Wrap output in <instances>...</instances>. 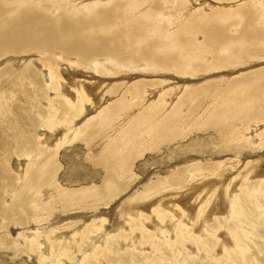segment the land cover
<instances>
[{"label":"rangeland","instance_id":"1","mask_svg":"<svg viewBox=\"0 0 264 264\" xmlns=\"http://www.w3.org/2000/svg\"><path fill=\"white\" fill-rule=\"evenodd\" d=\"M71 1L72 0H66V1L65 0H27V3L30 6L31 5L35 6L36 10L33 11L34 13L33 15L35 19L40 20V18H43V16H40L39 13L51 14L52 19H53V24L56 23L59 29L62 28L61 29L62 34H67L68 32L72 30V28L68 27L71 25V22L69 20L70 17L72 21L76 22L75 24H77V26H81V29L83 30L84 33L92 32L93 34H98V35H101L103 33L102 29H106V28L110 29L111 27H113L111 30L114 33H116V32L124 30L123 28L126 27L129 22L131 21L134 23L138 22V25L142 27V29L146 31L147 33L149 34L152 33L156 37L161 36L166 41L165 42L167 46L165 48L166 50L176 52L175 49L177 48V50H179L176 52L177 54L178 52H180L179 45L181 43L178 44L176 42L175 43L172 42L173 40L176 39V37H179L182 41L186 39L190 41L193 40L194 43H200V42L206 41V38H207L206 34L201 30L200 31L197 30L199 29L197 27V24L199 25L201 20H203L202 23H206L208 21V18L212 16V13L217 8L224 9L225 11H230L235 14L237 12H242L245 16L247 15L248 17V12H247L245 5H247L246 3L248 2L250 3V0H237V1L236 0L235 1H232V0H205V1L204 0H189L187 5L191 7L188 6L189 8L187 7V9L190 10L193 7L191 9V12L190 11H189L190 13L185 12L184 14H180L181 16H178V14H175V13L168 15V13L166 12L169 11L170 7L177 6L181 0H164V1L163 0H74L72 2ZM205 3H209L211 5L208 6ZM105 10L112 11L114 13V16L106 15L105 16L106 19H109V20L105 21V19H102L101 21L103 22L105 21L103 24L96 23L100 16L99 13H102ZM65 12H68V13H67V16L65 17L66 18L65 21L63 22L62 16L64 15ZM71 13L73 17L71 16ZM74 14L76 15L74 16ZM167 16H170V17H167ZM178 17L179 18L181 17L183 19H179ZM246 19H242L240 17L239 22L234 23L231 21V19H229V17L226 18L224 24H225V27L228 28L227 30L229 34L230 35L239 34L241 32V29ZM173 20L175 21L178 20L175 25H173L175 23V21ZM185 22L187 23L184 24ZM63 24L64 26L67 24L68 25L65 26L64 28ZM183 24L185 27H183ZM193 25H196V26H193ZM156 32L158 33L156 34ZM175 33L176 35H174ZM172 34L175 37H173ZM89 35H91V33ZM76 44L77 43L75 42L74 45ZM97 47L98 45L93 47L91 51H93ZM192 47L193 46L189 45L190 50ZM170 48H172L173 50ZM55 49L56 48L51 49L49 53L51 55L46 56V57H50L49 59H47L46 57H41V55L43 54L41 52H34L35 50L32 52L31 51L25 52V53H29V54H26L28 56L24 54L23 56L22 54H19V55L23 57L21 61H25V63L36 61V59H37V63L39 62L38 64H41V61H45L46 63L49 62L46 64V66L48 65L49 69L56 71L55 78L61 77L62 79H66L67 81L73 78V80L76 81V79H80L79 77H81V80L85 81L87 85L91 87L92 100L89 106L90 108H88L84 114L77 115L74 118L76 121L75 124L78 127V129L71 131L70 129L66 127H60L57 130V132L59 133L54 134L56 136V141H53L52 144L50 145V149H51L50 153H54L51 157V160L55 158L53 159V162L48 164L49 158L45 159L44 162H42V164H45V161H46L47 164H45V168L50 167V166L51 168L52 167L54 168V163L55 164L57 163L56 166L58 165L54 169L55 171L54 170L52 171L54 172L52 173L53 177L50 178V180L48 179L49 182L47 184L46 183L43 184L45 187H51L50 185L56 182L58 191H61L62 194L66 192H70L72 190H75L79 193L83 192L85 194V197L81 198L82 201L80 203L75 204L74 208L70 209L68 212H65L67 213L66 215H63V214L57 215L56 217H54L52 221L53 222L59 221V223L69 222L73 219H79L80 217L82 218L83 216H81V214H85L87 216V219L84 220V222L85 223L87 222L86 225H88L89 222H91L90 218L94 214H100L101 217L103 218L107 217L106 218L107 221L105 225L107 227L117 225V224L119 225L122 224L120 227L114 226V228L111 230L112 232H109L110 237L106 236L105 226H104V229L99 234L93 233V235L88 236V238H84L82 236L83 238H81V244L83 245V247L88 246V245H91V246L89 247L88 250H86L85 252L86 254H84L85 259L82 258L83 254L75 253L78 257H80L78 258L79 261H82V264H87V262L89 264H215V263H218L219 261L221 262L222 260V262L221 263L219 262L218 264H238V262L235 263L234 261L240 260V264H244V262L245 264H257L258 261L255 260L257 256L259 257V254L261 253H262L261 254L262 256L260 257L264 256L263 255L264 245L261 246L262 240L264 241V239L260 238L261 243L260 242L253 243V241H250V240L256 239V237L259 239L260 230H261L260 225H259L260 218L255 219V214H256V211L261 212V209L259 206L255 207L256 204L254 203L251 204L252 205L251 208L244 207L245 211H247L245 212L246 216L245 214L244 215L241 214L240 217L247 218L249 216L251 218L246 219L247 222H242L243 226H240L239 229L237 228V232H241V233H243L242 231L249 232L251 239H247V241L249 242V245L252 251L249 248V250L246 252L247 256L238 254L236 250L232 249L233 241L230 238L231 233L229 234V231L232 230L233 228L232 224H237V223L234 222L235 217L229 216V213H227L231 205L229 204L230 202L228 203L225 202V199L223 197V191L225 188L224 185H228V183H234V184L229 185L231 187V189H229L230 195H232L231 197L239 196L240 203L238 204V206L242 204H246L248 198L244 199L246 195H244L243 193V191H246V190L241 191L238 188L241 187V189L242 188L246 189L244 188L246 184L249 185L250 183L255 182V180L262 179L261 181H263L264 183V180H263L264 170L259 169L261 167L260 165H262V163L264 164V146L263 148L258 149L256 152H253V153L249 150H246L248 151L246 155L249 154L250 156L252 155V157H254V154L263 155L259 157L263 160V162L262 161L257 162L256 159L248 158L249 161L254 160V162L253 163L243 162V160H241L237 164H235L236 168L234 169L233 168L230 169L229 167H227V170H226V168L221 167L220 169L217 170V172L219 173L218 177L201 176L203 179L200 178L199 181L193 180L191 183L189 179L191 178V176L192 177L197 176L198 165L200 164L203 165L205 163L204 166L208 168L209 161L211 160L216 162L220 159H223V160L231 159L235 155L230 156L229 155L230 152H232L235 148L237 149L241 148L240 145L231 146V147H225L224 145L222 146L221 137L231 133L232 127H230L228 123L221 122L219 126L216 128H207L206 124L211 115L208 114V111H206V109L209 108L208 106L219 108V106L229 104L230 102L233 104L235 103L236 97L238 99H241L244 96L243 89L245 88H242V85L244 84H241V83L238 84L237 81L240 82V80L243 79V77H248V74L254 72V70L256 72V71L264 69V59L261 58L262 60L258 59L255 61V59L252 60V58L251 60L250 59L248 60L247 57H244V58L242 57L239 61H241L243 64H239L240 62L239 63L232 62V64L235 65L234 69L232 67L229 68V70L228 68L225 69L223 68V65H219L218 67L209 66L207 70L203 68L199 69L198 72L201 71L203 73L200 72L201 74L195 77H192L191 75L187 76L189 74L183 75L181 73H177L175 70H173V73L174 72L177 73L176 75H173L172 70H168V72L152 71L151 73L134 70L133 73L118 74L119 76L117 75V77H111V78H108L107 80H105L107 77L104 78L105 76H102L101 77L102 82L110 86L101 87L100 83L98 82L99 80L95 78L97 76L95 75L96 72L94 71V69L91 68L89 70L87 68H84L83 66H91L93 64V61H96V60L99 61L101 58H106V56L115 57V55H113L111 52H108L106 50L97 49L96 52H93V53L90 52V53L85 54L83 57H81L75 52H68L66 53L67 54L66 55V54H62L59 49H56V50ZM94 53H96L97 56ZM0 54H1L0 70H3L0 72V75H1L0 85H2L7 80H10V79L14 80L16 74H18L22 68H19L18 67L19 62L13 61L15 59L11 57V56H17V54H13V55L4 54L3 55L2 52H0ZM101 54L104 56H102ZM259 54H262V53H259ZM61 56L63 59L60 58ZM39 57L43 59L40 60ZM94 57H99V58L98 59L95 58L96 59L95 60ZM140 57H134V59H138L136 61L139 62ZM160 57H163V56H160ZM6 58L9 60H7ZM234 58H239V57L236 56ZM128 60L130 63L133 61V60H130L129 58L124 59L125 62L126 61L128 62ZM56 62H59L60 67L57 66ZM7 63H10V64L7 65ZM74 63H78L81 67L80 66L79 68L76 66L72 67V64ZM14 65H16V67H14ZM92 66H94V64ZM37 67H40V66H37ZM28 68L31 71L35 70L39 74L40 78L42 79V76H43V79H44V76H45V73L43 71L44 69L43 70L42 68L37 69L35 66H29ZM58 68L61 70L58 71ZM196 68L198 69L197 66ZM62 72L64 74H61ZM65 73L67 74L66 76H65ZM24 79L25 77H23L18 83H21ZM43 79L41 83L39 84V86L41 87V89H43L44 87L45 89H47L48 86L46 85V83L45 84L43 83ZM73 80H71V82ZM91 81L95 82V85L94 84L91 85ZM124 81H125V84L128 86V88L134 86V83H137V81L139 82L142 81L143 83L146 84L147 88L149 89L154 88L155 89L154 92L156 94L153 93L149 99L147 98L148 100L145 99L146 103L143 106H141L139 110L136 109L135 114L133 113V115L131 114L132 116H129L132 119H130L129 117L127 118L128 120L130 119L129 122L128 120H124V118L120 117L125 113L120 112L122 110L120 106H118L119 109L116 108L110 111V115L108 116L109 117L112 115L113 116L111 117L109 121H106L105 123H103L102 126L98 125L97 121H99L101 117L104 115V113L108 111L109 106L115 105L116 100L118 98L117 95L106 94L105 97L101 99L102 94L105 93L110 87L111 89H113L112 87H117V84L124 85ZM185 81H191V83L190 84L185 83ZM232 82H234L233 84L237 83L235 84L237 85V87L238 85L240 86L241 84V87L234 88L235 86L234 87L232 86L234 89L231 87L229 88V85L231 86ZM255 83H260V81L259 82L256 81ZM25 84L28 87H32V88L38 87L36 85H32L29 80H25ZM13 86L15 87L16 90L19 88L15 84H13ZM238 89H239V92L238 91L236 92V90ZM169 90L170 92L168 93ZM225 90L226 91L233 90V92L235 91L236 94H234L233 92H232L233 94H230L231 92L227 91V93H229L228 95ZM43 91L44 90H42L40 94L34 95L33 99L30 100V102H28L32 104L35 107V109H37L36 114H35V118L37 119H40V117L37 116V114H40L39 112H41L42 110L48 109L50 105L52 104V100L53 102L56 101L55 99L51 100L52 97L50 95V92L47 91L46 93L45 91L44 92ZM70 91L72 95H75V87L71 86ZM240 93H242L243 95ZM166 94H167V97L169 98H167L168 101L165 102L162 100V98H165ZM237 94L240 96V98L239 96H237ZM233 95H234V98H233ZM193 97H195L196 99ZM230 97L234 99V101L232 100L233 102L229 101L231 100ZM12 102H14L13 104H17V103H23L24 101H22L18 97L17 98L14 97ZM153 103H157V105L154 108H152V110H150V108L149 110H146L148 106L152 105ZM78 104L80 106L79 111H81V109L83 108V105L81 102H79ZM43 107H45L46 109H43ZM176 109L179 110L178 113L188 116L189 118H191V120L186 126H178L177 122H174V129H176L178 136L172 137L169 135L171 133H174L175 130L171 131L170 123L168 121L167 123L164 121L166 120L167 117L170 116L169 114ZM101 110H103V113L100 114ZM152 111L153 112L156 111L157 114L153 116L152 120L150 121L152 123L148 127L146 125L145 128H142L143 126L137 125L136 122L133 126H129V124H131L130 121L134 120L133 118H136V116H138L140 112H146V113L152 114L153 113ZM74 114L75 112H73L71 116H74ZM0 117H1V113H0ZM45 118H48V117H45ZM86 118L87 120L91 119L90 127L84 124L87 121ZM236 120L237 121L236 123H234V125H240L239 120L238 119ZM258 125H259V128L261 129L263 128L262 123ZM258 125L253 126L250 130H249V127H250L249 126L245 131L248 133L251 132V134H254L256 133L255 129H258L255 127H257ZM154 126L156 128L155 130H153ZM72 127H74V122L72 123ZM85 128H87V130H85ZM37 129H38L37 130L38 132L40 129L39 127ZM67 129L68 131H65ZM77 131L79 132L77 133V135H75ZM47 132H48V135L51 134L50 130H47ZM124 133H128V136L123 135ZM38 135H39V132H38ZM61 136H63V138L60 139ZM39 139L40 138L38 137L37 140ZM116 145L119 146V153L117 154L116 159H112L107 155L108 153L107 150ZM38 153H42V152L38 151ZM54 155L55 157H53ZM126 156H129L126 159L129 160L130 158L129 160L130 162L126 161L125 163L124 159ZM17 157H18L17 155L12 157V159L8 162L10 164L9 169L12 171L13 177L9 179L11 174L8 173L9 171L7 169H6V173H4L5 176L3 174L0 175V187H4L3 190H5L6 188L2 196L3 205L1 203L3 208L7 206L5 209L9 207L7 204H10L11 202L13 203L20 198V195L18 197L16 196L18 195V191L10 188L12 187V183H15L17 185H19L20 183L19 186L24 189L34 188L32 187L31 183H27L25 176H23L24 178H21V175L18 176L17 172L14 171L17 168V166L15 165ZM210 157L212 158L211 160H210ZM38 159H40V157ZM118 163H121L122 166L120 168L123 169V172L119 171V169H113V168H118L117 167ZM191 164H194V166ZM256 169H258V171L254 173ZM46 170H48V168ZM208 170L212 171L213 167H210ZM219 170H221V172H219ZM232 171H234V173ZM214 172L216 173V171ZM6 175H8L9 177H6ZM183 176L186 177V180L184 181L181 180ZM221 178H223L222 179L223 181L220 180ZM176 179H178V181ZM157 181H161L164 184H167V190L166 188L160 189V193L156 195L159 198L164 195L168 196L167 199L164 200L166 202L165 203L163 202L165 206H160L161 208L158 207L159 202L151 205V203L154 202V199L155 200L157 199V197L154 196L153 199L146 200L145 203H147V206L144 207L143 209L141 208L140 210H143V212L148 215V213H151L153 208L157 206V208L161 209L160 211L163 212V217H164L162 219L163 222H160V220L156 218L157 219L156 223L158 224L154 225L152 224L153 222L148 223L150 228H152L146 234L149 237H151L150 241H144L141 236L137 237L136 246L130 240H120L119 241L118 239H120L121 236H124L125 238L129 237V231L131 229H128V228L126 229L125 227H126V224L130 226L129 221L133 217L130 214H135L138 211V207H139L138 205L144 206L145 204V203L140 204L138 201L128 202L127 200L129 198L136 196L137 192L138 193L143 192L144 188L145 189L147 187H150L151 189L157 188V186H155L154 184ZM21 184L25 185L26 187H23ZM162 184L160 183V186ZM207 185L209 186V188ZM169 186L170 188L173 187L175 193L174 191H172V189L170 190ZM205 189L207 190L210 189L209 194L212 193V195L209 197L210 199L209 201H211L212 199L211 203H214V204L205 205L204 210L206 211H205L204 216L207 217L208 220L204 219L205 217H203V219L206 220L204 221L205 223H203V221L200 222L201 218L199 219V216H197V213L199 211L197 207L199 208L200 207L199 205H203L204 204L203 202H205L204 200L206 199V196L204 197V192H207V191H204ZM216 189H218L216 193L218 200L215 199L216 198L214 197L215 193H213V191L215 192ZM202 191H204L203 194H202ZM241 192L243 194H239ZM27 193H30V195H32L33 198L35 197L36 198L30 202L31 207L28 206L27 208V210H29L27 214V219L26 221L25 219H23L24 222L20 221L22 224H20V222L17 221L18 220L17 218H13V220L10 221V218H11L10 215L6 214L5 212H0L2 213L1 217H3V219L0 217V236L1 237L3 236V238L6 237L5 232H6V229L9 228V231L11 232V236H8V238H11V240L14 239V242L18 244V247L17 245L15 247L14 246L11 247L9 246V244L11 245L12 243L5 244L6 243L5 240L4 242L0 241V244H1L0 245V264H44V263L50 264L48 263V261L46 260L44 261L40 259V257L36 258L37 253L35 252L38 250L33 249V254L31 255H34V254L35 255L34 257H32L31 255H29L27 250H25V247L22 244L20 245L21 238L18 237L19 233L17 231H20V228L29 226V224L27 223L28 218L33 216L38 208H43L40 202L46 201V200H43V196H41L40 194H37L36 196L37 192L34 189L30 191L27 190ZM50 193H52V191H50ZM200 194H202L203 198L199 197ZM259 196L263 198L262 194H259ZM44 197L47 200H49V202H51L52 199L50 200V198L52 196L48 195L47 193H44ZM194 199H196V201ZM56 200L58 202L64 203V199L61 198L59 195L56 196ZM198 200L200 202H198ZM257 207H259V209H257ZM131 208H137V209H134L128 212L129 209ZM165 210L168 211L170 214L174 215L173 216L174 218H172L174 220L168 221L166 219L165 217L166 213L164 212ZM210 211L212 212V214L210 213ZM52 216L49 218L50 219L53 218ZM216 217L218 218V220ZM133 218L136 221L141 220L139 216H135ZM252 218L254 219V224H252L251 222ZM46 220H49V219H46ZM180 220L186 224H184V226L182 227L184 229H181V232H178V229L176 228L174 222L180 221ZM84 222L80 224L75 223V225L72 224L70 226L71 228H65L64 230H66L65 232L71 231V229L76 230V231H81L85 227ZM15 223L20 224V225H15ZM32 224L33 222L30 223V225ZM192 224H193V227L191 228L189 225L192 226ZM213 225L218 226V227H214ZM37 226L40 227L39 230L43 232H47V234L50 233L49 229H46L48 228V221L47 222L42 221V224L41 223L40 225L37 224ZM156 226L157 228H163L164 230L163 229L162 230L164 233L162 231L159 232V234L156 233V230H155ZM210 226H213L214 228ZM222 227H224L225 229ZM204 228H206L205 231L203 232L204 235L202 234L200 236L201 237L200 241L195 242L193 235L196 236L200 234L199 230L204 229ZM106 230H108V228H106ZM173 230L175 232H173ZM183 235L186 236L185 240H182ZM171 236H172V239H170ZM1 237L0 239L2 240ZM48 237H50L52 240L56 238L55 236L53 238L50 234H48ZM220 237L225 242L226 250L227 248L228 249L231 248L230 250L232 251L230 252L229 250L230 253L228 252V250L226 251L225 249L223 253L222 249H219V247L215 245V241H217V239H219ZM203 238L205 239V241ZM221 238L219 239L220 242L222 240ZM110 242L112 243L108 245V243ZM209 242H211L212 244H210ZM85 243H87L88 245H85ZM64 245H65L64 248L66 249V245H68V243H65ZM100 245L101 246L103 245L104 248L100 247ZM3 246L6 247L5 248L6 250L3 249L4 248ZM227 246L229 247L232 246V247L229 248ZM90 248H93V249L90 250ZM106 248H108V250ZM54 250H52V253L54 252ZM57 251H59V249H57ZM215 251L217 253H214ZM95 252L98 253L97 256H95ZM236 253L240 255L241 257L238 256ZM72 254L68 256V259H72L75 257V254L74 253ZM225 254H231V258H229L230 255L226 256ZM233 254L236 256H234ZM221 255L224 256L225 259L224 257H221ZM253 255H256L255 259L251 258ZM87 256L88 258H86ZM248 256L249 257L251 256L250 257L251 259L248 258ZM226 258H227V263H226ZM242 258L243 259L247 258L246 259L247 261L245 259L243 260ZM214 260L216 262H214ZM242 261L244 262L241 263ZM258 264H264L261 258Z\"/></svg>","mask_w":264,"mask_h":264},{"label":"bare ground","instance_id":"2","mask_svg":"<svg viewBox=\"0 0 264 264\" xmlns=\"http://www.w3.org/2000/svg\"><path fill=\"white\" fill-rule=\"evenodd\" d=\"M72 1H74V0H72ZM188 1L189 0H181L177 6L170 7L169 11H167L166 13H168V15L175 13V14H178V16H181L180 14H184L185 12H189V11L191 12V9L193 7L190 10L187 9V7L189 6V5H187ZM232 1H235V0H232ZM62 3H64V2H62ZM124 4H125V2H124ZM205 4H207L208 6L211 5L209 3H205ZM246 4L248 5V6L245 5L247 12H248V17H247V15L245 16L242 12H237L235 14V13H232L230 11H225L224 9L217 8L212 13V16H210L208 18V21L206 23H202L203 20H201L199 18L201 21H200L199 25L197 24V27L199 28L197 30H199V31L201 30L206 34V36H207L206 41L200 42V43H194L193 40L190 41V40L186 39V40L182 41L179 37H176V39L174 38L175 40H173L172 42H174V43L176 42L178 44L181 43L179 45L180 52H178V54H177L176 52L179 51V50H177V48L175 49L176 52L166 50L165 49L167 47L166 43H165L166 41L161 36L156 37L152 33L149 34L146 31H144L142 29V27H140L138 25V22L134 23L131 21L128 23V25L126 27L123 28L124 30L116 32V33H114L111 30L113 27H111L110 29L109 28L102 29L103 33L101 35H98V34H93L92 32L84 33L83 30L81 29V26H77V24H75L76 22L72 21L70 19L71 18L70 17L69 20L71 22V25L68 27L72 28V30L70 32H68L67 34H62L61 33L62 28L59 29L56 23L53 24V19H52L51 14L39 13L40 16H43V18H40V20L35 19L34 15H33L34 14L33 11L36 10L35 6L34 5L30 6L27 3V0H0V52H2L3 55L4 54L5 55L17 54V56H11V57H13V59H15L13 61L19 62L18 67L22 68L21 71L18 74H16L14 80H11V79L7 80L2 85H0V113H1V117H0V175H2V174L4 175V173H6V169H7L9 171L8 173H10L11 175H10V177L8 175H6V177H9V179L11 177H13L12 171L9 169L10 164L8 162L12 159V157L17 155L18 157H17L16 163H15L17 168L15 170L14 169L13 170L17 172L18 176L21 175V178H24L23 176H25L27 183H31L32 187H34V188H29V189L25 188L24 189V188H21L19 186L20 183H19V185L12 183V187H10V188H12L13 190H17L18 195H16V196L18 197L20 195V198L13 203L11 202L10 204H7L9 206L7 209H5L7 206H5V208L2 207V205H3L2 196H3V193L5 192L6 188H5V190H3L4 187H0V212H5L6 214L10 215L11 216L10 221H12L13 218H17L18 219L17 221H19V222L23 221V219H25V221H26L27 214L29 212V210H27V208H28V206L31 207L30 202L36 198V197L33 198V196L30 195V193H27V190L30 191V190L34 189L37 192L36 196H37V194H40L41 196H43V200H46L45 202H40L42 204L43 208H38L37 211L34 213V215L28 218L27 223L29 224V226L20 228V231L16 230L19 233L18 237L21 238L20 239V245L22 244L25 247V250H27L29 255L33 254V249H34V250H38L35 252V253H37L36 258L40 257V259H42L44 261L46 260L50 264H82V261H79V259H78L80 257H78L75 253L83 254L82 258L85 259L84 254H86L85 253L86 250H88L91 245H88L87 243H85V245H88V246L83 247V245L81 244V238H83V237L88 238V236L93 235V233L99 234L104 229V226L106 225V221H107L106 218L107 217L103 218V217H101L100 214H94L90 218L91 222H89L88 225H86L87 222L86 223L84 222V220L87 219V216L85 214H81V216H83L82 218L80 217L79 219H73L69 222L59 223V221H54V222L52 221L54 219V217H56L57 215H61V214L66 215L67 213H65V212H68L70 209L74 208L75 204L80 203L82 201L81 198L85 197V194L83 192L79 193L75 190H72L70 192H66V193L62 194L61 191H58V188L56 186L57 185L56 182L51 184L50 185L51 187H45L43 184H45V183L47 184L49 182L48 179L50 180V178L53 177L52 173H54V172H52V171L58 165L56 166L57 163L56 164L54 163V168L53 167L51 168V166H50V167H47L48 170H46L47 168H45V164H47V163L45 161V164H42V162H44L45 159L49 158V160H48V164H49V163L53 162V159H55V158H53L51 160V157L54 153H50L51 152L50 145L52 144L53 141H56V136L54 134L59 133V132H57V130L60 127H66L68 129H70L71 131L78 129V127L75 124L76 121L74 118L77 115L84 114L85 111H87V109L90 108L89 106H90L91 100H92V97H91V91L92 90H91V87H89V85H87V83L85 81L81 80V77H79L80 79H76V81L73 80V78L68 80V81L66 79H62L61 77L55 78V76H56L55 72L56 71L49 69L48 65L46 66V64L49 62L46 63L45 61H41V64H38L39 62L37 63L36 58H35L36 61H32V62H26L25 63V61H21V59L23 58L22 57L23 54L26 55L29 53H25V52H28V51L32 52L35 50L34 52H41L43 54V55H41V57H46L47 55H51V54H49L50 50L54 49V48L59 49L62 54H66L68 52H75L76 54L80 55L81 57H83L87 53L96 52L97 49L98 50L102 49V50H106L108 52H111L113 55H115V57L106 56V58H101L99 61L96 60L99 57H94V59L96 58L95 59L96 61H93L94 66H92L93 64L91 66H83L84 68H87L89 70L91 68L94 69V71L96 72L95 75L97 76L95 78L97 80H99L98 82L100 83L101 87H103V86L109 87L110 86V85H107V84L102 82V80H101L102 76H105L104 78L107 77L105 79V80H107L108 78H111V77H117L118 74L133 73L134 70L143 71V72H147V73H151L152 71H154V72H162V71L168 72V70H172V73H173V70H175L177 73H181L183 75L189 74L187 76L191 75L192 77H195V76H198L201 73H203L201 71H200L201 73L198 72L199 69L203 68V69L207 70L209 68V66L218 67L219 65H223V68H225V69L228 68V70H229V68H231V67L234 69L235 65H233L232 62H237V63L240 62L239 64H243L241 61H239L242 57L243 58L247 57L248 60L249 59L251 60V58H252V60L255 59V61L258 59H261V58L264 59V0H250V3L248 2ZM189 7H191V6H189ZM42 10H44V9H42ZM242 11H243V9H242ZM67 13L68 12H65L64 15L62 16L63 22L66 19L65 17L67 16ZM239 14H241V15H239ZM75 15L76 14H74V16ZM99 15H98L99 19L96 23L103 24L105 21L109 20V19H106L105 16L106 15L114 16V13L110 10H105L102 13H99ZM71 16L73 17L72 13H71ZM167 17H170V16H167ZM228 17L234 23H238L240 20V17L242 19L247 18L245 20V23H244V25L241 29V32L239 34H237V35H230L229 34V32L227 30L228 28H226L225 24H224L226 18H228ZM197 18H198V16H197ZM102 19H105V21L104 22L101 21ZM115 19H117V18H115ZM179 19H183V18L180 17ZM178 20H176V21L173 20V21H175V23L173 25H175ZM170 21H172V20H170ZM110 22H111V20H110ZM186 23L187 22H185L184 24H186ZM184 24H183V27H185ZM67 25H65V26H67ZM107 25H109V24H107ZM63 26H64V24H63ZM65 26H64V28H65ZM193 26H196V25H193ZM158 31H160V30H158ZM90 33H91V35H89ZM157 33L158 32H156V34ZM177 33H179V32H177ZM174 35H176V33ZM174 35H173V37H175ZM49 37H50V39H49ZM170 37H171V35H170ZM183 37H184V35H183ZM75 42L77 43L76 45H74ZM97 45H98V47L95 48L93 51H91L92 48L97 46ZM189 45L193 46L191 48V50L189 49ZM171 46H173V45H171ZM179 47H178V49H179ZM170 49H172V48H170ZM259 53H262V54H259ZM19 54H22V56ZM94 54H96V53H94ZM26 56H28V55H26ZM96 56H97V54H96ZM102 56H104V55H102ZM160 56H163V57H160ZM236 56H238L239 58H234ZM0 57H1V54H0ZM117 57H119V58H117ZM134 57H140L139 62H137L136 60H138V59H134ZM46 58L49 59L50 57H46ZM60 58H62V56ZM125 58H129L130 60H133V61L131 63L129 62V60H128V62L127 61L125 62L124 61ZM42 59L43 58H40V60H42ZM83 59H85V58H83ZM7 60H9V59H7ZM10 61H12V60H10ZM206 61H208V62H206ZM250 62H252V61H250ZM56 63H57V66L60 67L59 62H56ZM9 64L10 63H7V65H9ZM231 65H233V66H231ZM29 66H35L37 69H40V68H42V70L44 69L43 71L45 73V76H44V79L42 76V79H43V83L44 84L46 83V85L48 86L47 89H45V87L43 89H41L39 84L41 83L42 79L40 78L39 74L35 70L31 71L28 68ZM37 66H40V67H37ZM75 66L79 68L80 65L78 63L72 64V67H75ZM196 66L198 67V69L196 68ZM14 67H16V65H14ZM59 70H61V69L58 68V71ZM205 70H204V72H205ZM1 71H3V70H0V72ZM177 73L174 72L173 75H176ZM61 74H64V73L62 72ZM66 75L67 74L65 73V76ZM0 77H1V75H0ZM23 77H25V79L21 83H18ZM25 80H29L32 85H36L38 87H33V88L28 87L25 84ZM71 80H73V81L71 82ZM186 80H188V79H186ZM256 81H258V82L260 81V83H255ZM234 82H232L231 86L229 85V88L230 87L233 88L234 86H235L234 88L237 87V85H235L237 83L233 84ZM237 82H238V84L239 83L244 84V85H242V88H245V89H243L244 90V96L241 99H238L235 95V97H236L235 103L232 104L230 102L231 105L229 103V104H226L223 106H219V108L208 106L210 109L206 107L207 108V109L205 108L206 111H208V114L211 115L207 121L206 127L207 128H216L219 126V124L221 122L228 123L230 125V127H232V132L229 133L228 135L221 137L222 146L224 145L225 147H231V146L240 145L241 148H238V149L235 148L232 152H230V154H229L230 156L235 155L231 159H227V160L220 159V160L215 162V161H212L211 160L212 158L210 157L211 161H209V164H208L209 167L208 168L206 166H204L205 163L203 165H201V164L198 165L197 176H193V177L191 176V178L189 179L190 183L193 180L199 181L200 178L203 179L201 176H203V177L204 176H216V177H218V175H219V173L217 172L218 169H220L221 167L226 168V170H227V167H229L230 169L231 168L234 169V168H236L235 164H237L241 160H243V162L253 163L254 160L253 161L248 160V158H252V159H256L257 162H261V161L263 162V160L261 158H259L263 155H261V154L255 155L254 154V157H252V155L251 156L249 154L246 155V153H248V151H246V150H249L253 153V152H256L258 149L263 148V146H264V69L256 71V72L254 70V72L248 74V77H243V79H241L240 82L239 81H237ZM185 83L190 84L191 81H185ZM13 84L17 85L19 88L16 90L15 87L13 86ZM92 84L95 85V82L91 81V85ZM227 84H229V83H227ZM241 84H240V86L238 85L239 88L241 87ZM155 85H157V84H155ZM171 85H173V84H171ZM224 85H226V84H224ZM71 86L75 87V95L71 94V91H70ZM112 88L113 89H111V87H110L105 93H103L101 96V99L103 97H105L106 94L117 95L118 98L116 100L115 105L109 106L108 111L104 113V115L101 117V119L99 121H97L98 125H100V126H102L103 123H105L106 121H109L111 119V117L113 115L110 117L108 116V115H110V111L118 108V106H120V108L122 110L120 112L125 113L120 117L124 118V120H128L127 118L129 116H132L133 113L134 114L136 113L135 112L136 109L139 110L140 107L146 103L145 99H147V98L149 99L150 96L153 93H155L154 88H151V89L147 88L146 84L143 83L142 81L141 82L137 81V83H134V86H132L130 88H128V86L125 84V81H124V85L123 84L122 85L117 84V87H112ZM42 90H44L46 93H47V91L50 92V95L52 97L51 100L55 99L56 101L53 102V100H52V104L50 105V107L48 109L43 107V109H46V110L41 109L42 111L39 112L40 114H37V116L40 117V119H37V118H35V114H36L37 109H35V107L28 102H30V100L33 99L34 95L40 94L42 92ZM227 91H230V90H227ZM227 91H226V93H227ZM237 91L239 92V89L236 90V92ZM169 92H170V90L168 91V93ZM230 92H231L230 94H233V93L236 94V92L235 91L233 92V90ZM167 94H166L165 98H162V100L165 102L168 101L167 98H169V97H167ZM227 94L229 95V93H227ZM240 94H242V93H240ZM237 96H239V95L237 94ZM14 97H16V98L18 97L24 102L13 104L14 102H12V100L14 99ZM47 97H49V96H47ZM193 98H195V97H193ZM193 98H191V99H193ZM233 98H234V95H233ZM239 98H240V96H239ZM230 99L231 100H229V101H232V100L234 101V99H232L231 97H230ZM42 102H43V100H42ZM79 102H81L83 105V108L81 109V111H79V107H80L78 104ZM156 105H157V103H153L152 105L148 106V108L146 110H149V108H150V110H152V108H154ZM183 106H181V107H183ZM38 109H40V108H38ZM178 111L179 110L176 109L173 112H171L169 115L172 117L169 116L164 121L166 123H167V121L170 123L171 131L175 130L174 133H171L169 135L172 137L178 136L176 129H174V122H177L178 126H186L191 120V118H189L188 116H185L181 113H178ZM73 112H75V114H74V116H71V114ZM101 113H103V110H101L100 114ZM156 114H157L156 111H154L152 114L146 113V112H140L139 115L136 116V118H133L134 120L130 121L131 124H129V126H133L136 122L137 125L143 126L142 128H145L146 125L148 127L149 125H151L152 122H150V121L152 120L153 116ZM44 116L48 117V118H45ZM129 118L132 119L131 117H129ZM236 119L239 120L240 125H234V123H236V121H237ZM86 120H87V118H86ZM90 120H87L84 124L86 126L90 127V123H91ZM129 120H128V122H129ZM73 122H74V127H72ZM128 122H126V123H128ZM260 123L263 124L262 129L259 128L258 124H260ZM256 125H258L257 127H255V128H258V129H255L256 133L251 134V132L248 133L245 131L249 126H250L249 130H250L253 126H256ZM38 127L40 129L38 131L39 135L37 132ZM45 129L50 130L51 134L48 135V132ZM68 129L65 131H68ZM155 129L156 128L154 126L153 130H155ZM85 130H87V128H85ZM158 131H159V129H158ZM78 132L79 131H77L75 133V135H77ZM123 135L128 136V133H124ZM38 137L40 138L39 140H37ZM89 137H91V136H89ZM61 138H63V136H61L60 139ZM38 151L42 152V153H38ZM107 152H108L107 155L110 158L116 159L117 154L119 153V146L118 145L113 146V147L109 148L107 150ZM39 157H40V159H38ZM53 157H55V155ZM127 157H129V156L125 157V159H124L125 163H126V161L128 162L130 160V158H129V160L126 159ZM11 165H13V164H11ZM191 165L194 166V164H191ZM121 166H122L121 163H118L117 164L118 168H113V169H119V171L123 172V169L120 168ZM260 166L261 167L259 169L264 170V164L262 163V165H260ZM210 167H213L212 171L208 170ZM214 171H216V173ZM257 171H258V169H256L254 171V173H256ZM219 172H221V170H219ZM232 172L234 173V171H232ZM234 177H233V179H234ZM223 178H221L220 180L223 181L222 180ZM250 178H249V180H250ZM217 179H219V178H217ZM163 180H161V181H163ZM176 180L178 181V179H176ZM181 180L182 181L186 180V177L183 176ZM261 180H255V182L250 183L249 185H247V184H246V186L244 185L245 186L244 188H246V189H243V188L241 189V187L238 188L241 191L246 190V191H243L244 195H246V197L244 199L248 198L246 204H242L239 206H238V204L240 203L239 202L240 201L239 196L238 197L237 196L231 197L232 195H230V192H229V189H231V187L229 185L234 184V183H228V185H224L225 188L223 191V197L225 199V202H227V203L230 202L229 204L231 205V207H229L227 213H229V216L235 217L234 222L237 223V224H232V227H233L232 230L229 231L227 229L229 231V234L231 233L230 238L233 241V248L232 249L236 250V252L238 254H242L244 256H247L246 252L250 248V245H249V242L247 241V239H251V236H250L248 231H242L243 233L237 232V228L239 229L240 226H243L242 222H247L246 219L251 218L249 216L247 218H241L240 216H241V214L244 215L245 212H247V211H245L244 207L251 208L252 203L256 204L255 207L259 206L261 209V212L256 211V214H255V219L260 218V221H259L260 224L259 225H260L261 230H260L259 239L256 237V239H253L250 241H253V243H256V242L261 243L260 238L264 239V183ZM161 181H157L159 183H157V182L154 183L155 186H157V188H154V189H151L150 187H147L146 189L144 188L143 192H141V193L137 192L136 196L129 198L127 201L128 202L138 201L140 204H144L146 200L153 199L154 196H156L157 194L160 193V189L166 188V190H167V184H164ZM160 183L161 184L163 183V184L160 186ZM172 183H174V182H172ZM165 185H166V187H165ZM22 186L26 187L25 185H22ZM170 186H169V188H170ZM205 188H207V187H205ZM208 188H209V186H208ZM171 189H172V191H174L173 187H171L170 190ZM50 191H52V193H50ZM204 191H207V192H204ZM204 191H202V194L204 192V197L206 196V199L204 200L205 202H203L204 204L202 203L203 205H199L200 204L199 203L198 204L200 206L199 208L196 206L197 209H199L197 216H199V219L201 218L200 222L203 221V223H205L204 221H206L204 219H207V217L204 216L205 211H206V210H204L205 205L214 204V203H211L212 199H211V201H209L210 200L209 197L212 195V193L209 194L210 189H208V190L205 189ZM217 191H218V189H216L215 192L213 191V193H215L214 194V197H216L215 199L218 198L216 196ZM6 192H8V191H6ZM168 192H169V190H168ZM44 193H47L48 195L52 196L50 198V200L52 199L51 202H49V200H47L44 197ZM174 193H175V191H174ZM243 193L241 192L239 194H243ZM257 193L262 194L263 198H261L260 197L261 195L259 196V194H257ZM202 194H200L199 197L203 198ZM57 195H59L61 198L64 199V203L58 202L56 200ZM193 195H195V194H193ZM167 197H168L167 195L161 196L160 198L157 197V199L156 200L154 199V202H152L151 205L159 202L158 207L165 206L164 203L166 201H164V200L167 199ZM194 200L196 201V199H194ZM46 202H48V203H46ZM198 202H200V201L198 200ZM1 203H2V205H1ZM138 206H139L138 211L135 214H130V215L133 217L139 216V218H141V220L136 221L132 217V219L129 221L130 226H128L126 224V227H125L126 229L127 228L131 229L129 231V237L125 238L124 236H121L120 239H118L119 241L120 240H130L133 242V244L135 246L137 245L136 239L138 236H141L144 241H150L151 237H149L146 234L152 228H150L148 223L153 222L152 224L156 225V224H158V223H156L157 222L156 218H158V220H160V222H163L162 219L164 218L163 212L160 211L161 209L157 208V206L154 208L152 207L153 210L151 209L152 212L148 213V215L146 213H144L143 210H140L141 208L143 209L144 207H146L147 203H145L144 206H142V205H138ZM259 207H257V209H259ZM49 209H50V211H49ZM134 209H137V208H131V209H129L128 212H130ZM217 209H219V208H217ZM164 212L166 213L165 217L168 221L174 220V219H172V218H174L173 214H170L166 210ZM5 213H4V215H5ZM210 213L212 214L211 211H210ZM0 214H1L0 215V217H1L2 213H0ZM68 214H70V213H68ZM51 216L53 218L50 219L49 217H51ZM245 216H246V214H245ZM203 217H205V218L203 219ZM1 218L3 219V217H1ZM46 219H49V220H46ZM50 220H51V222H50ZM217 220H218V218H217ZM42 221H46V222L48 221V228H46V229H49V231H50V233H48V234H50L53 238H54V236L56 237L54 240H52L50 237H48L47 232H43V231L39 230L40 227L37 226V224H39V225H40V223L42 224ZM229 221H230V219H229ZM32 222H33V224L30 225V223H32ZM82 222L85 223V227L82 226L84 228L81 231H76V230L71 229V231L65 232L66 231V230H64L65 228H71L70 226L72 224L75 225V223L80 224ZM251 222H252V224H254L253 218L251 219ZM3 223H5V222H3ZM187 223H188V221H187ZM224 223H226V222H224ZM20 224H22V223L20 222ZM20 224L15 223V225H20ZM45 224H47V223H45ZM174 224H175L176 228L178 229V232H181V229H184L182 227L186 223H184L180 220V221H175ZM193 224H192V226L191 225H189V226L192 228ZM121 225H119V224L113 225V226L109 225L110 227L105 226L106 228H108V230H106V228H105L106 236L107 237L109 236V234H110L109 232H112L111 230L114 228V226L120 227ZM202 225H201V227H202ZM213 226H210V227H213ZM220 226H222V225H220ZM131 227H133V228H131ZM195 227H197V226H195ZM214 227H218V226H214ZM1 228H3V227H1ZM4 228H6V227H4ZM222 228H224V227H222ZM162 229L163 228H157V226H156V229H155L156 233L159 234V232H161V231L163 232L164 229L163 230ZM198 229H200V228H198ZM205 229L206 228L199 230L200 234L197 233L198 235H196V236L193 235L195 242L200 241V239H201L200 236L202 234L204 235L203 232L205 231ZM3 230H5V229H3ZM165 232H167V231H165ZM173 232H175V231L173 230ZM5 233H6V237L3 238V236L2 237L0 236L2 238V240L0 239V241L4 242V240H5L6 241L5 244L12 243L14 245L9 244V246L15 247L17 245V247H18V244H16L14 242V239L11 240V238H8V236H11V232L9 231V228L6 229ZM185 233H183V234H185ZM258 235H259V233H258ZM172 236L170 239H172ZM214 236H215V234H214ZM93 237H95V236H93ZM185 238H186V236L183 235L182 240H185ZM219 239H217V241H215V245L217 247H219V249H222V251L224 253V249L226 250L225 242L222 238L221 239L223 241L221 240V242ZM135 240H136V242H135ZM204 241H205V239H204ZM65 243H68V245H66V249L64 248ZM111 243L112 242L108 243V245ZM209 243L212 244L211 242H209ZM263 243H264V241L262 240L261 246L264 245ZM58 244H60V245H58ZM103 245L102 246L100 245V247L104 248ZM204 245H205V243H204ZM4 246H6V245H4ZM227 247H229V246H227ZM230 247H232V246H230ZM5 248L6 247H4L3 249L6 250ZM54 248H55V250H54ZM263 248H264V246H263ZM57 249H59V251H57ZM91 249H93V248H90V250ZM106 249L108 250V248H106ZM230 249L227 248L228 252ZM258 249H260V248H258ZM52 250H54L53 253H52ZM250 250H251V248H250ZM231 251L232 250H230V252ZM71 252L75 254V257L72 259H68V256L72 254ZM262 252H263V250H262ZM214 253H217V252L215 251ZM261 254H259V257L257 256L256 259H255L256 255H253L252 257L251 256L250 257L252 259H255L256 261H258V263H259V260L261 258L262 262L264 263V259H263L264 256L260 257V256H262ZM34 255H31V256L34 257ZM97 255H98V253L95 252V256H97ZM225 255L226 256L230 255L229 258H231V254H225ZM234 256H236V255H234ZM238 256H240V255H238ZM221 257H224V256L221 255ZM250 257L248 256V258H250ZM86 258H88V256ZM217 258H219V257H217ZM224 259H225V257H224ZM235 259H236V257H235ZM239 259H241V258H239ZM230 260H232V259H230ZM90 262H92V261H90ZM214 262H216V261L214 260ZM221 262H222V260H221ZM234 262L235 263L238 262V264H240V260L239 261L236 260ZM243 262L244 261H242L241 263H243ZM218 263H215V264H218ZM226 263H227V258H226ZM87 264H89V263L87 262ZM244 264H245V262H244Z\"/></svg>","mask_w":264,"mask_h":264}]
</instances>
